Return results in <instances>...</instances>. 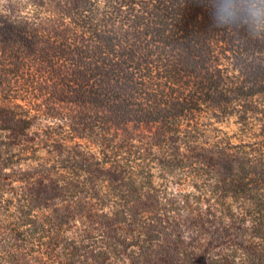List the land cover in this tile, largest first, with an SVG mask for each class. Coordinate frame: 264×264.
<instances>
[{
	"label": "trees",
	"instance_id": "1",
	"mask_svg": "<svg viewBox=\"0 0 264 264\" xmlns=\"http://www.w3.org/2000/svg\"><path fill=\"white\" fill-rule=\"evenodd\" d=\"M0 264H264V0H0Z\"/></svg>",
	"mask_w": 264,
	"mask_h": 264
}]
</instances>
